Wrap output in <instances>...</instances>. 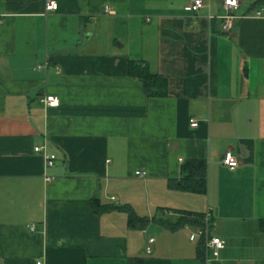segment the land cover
Here are the masks:
<instances>
[{"label":"crops","instance_id":"crops-1","mask_svg":"<svg viewBox=\"0 0 264 264\" xmlns=\"http://www.w3.org/2000/svg\"><path fill=\"white\" fill-rule=\"evenodd\" d=\"M49 1L0 0V264H264V0L227 33L223 0ZM142 61L166 95L130 74ZM190 160L204 193L171 185Z\"/></svg>","mask_w":264,"mask_h":264},{"label":"trees","instance_id":"trees-1","mask_svg":"<svg viewBox=\"0 0 264 264\" xmlns=\"http://www.w3.org/2000/svg\"><path fill=\"white\" fill-rule=\"evenodd\" d=\"M129 71L131 75L137 76L144 85L145 92L149 96H164L167 93V80L164 76L152 71L148 63L142 61L140 63L131 62ZM184 176L178 181H171V185L175 188H186L196 192L204 193L207 187V164L205 161L190 160L183 166ZM91 208L97 214L105 211H111L118 208H123L128 214V223L132 228L145 229L150 219L149 217L139 216L130 207H114L109 204H101L98 199H93L90 202ZM193 214V213H189ZM193 216H200L196 214ZM262 230L264 231V220L260 223ZM130 264H144V260L137 258L131 260Z\"/></svg>","mask_w":264,"mask_h":264},{"label":"built area","instance_id":"built-area-1","mask_svg":"<svg viewBox=\"0 0 264 264\" xmlns=\"http://www.w3.org/2000/svg\"><path fill=\"white\" fill-rule=\"evenodd\" d=\"M242 0H223L222 1V14L218 16V19L220 20V30L224 33L230 32L234 25L236 24L237 20L240 18L238 15L240 5ZM205 6L204 0H191L186 6L185 9L192 12H197L200 8ZM58 8V3L54 0H51L46 3V9L47 10H55ZM106 10L108 12H112L109 6H106ZM257 15H260L261 13L257 11ZM57 71L59 70L58 67H56ZM43 102L48 106H58L60 101L55 96H47ZM190 125L192 127L198 126V121L195 119L190 120ZM35 151H42L43 155L46 159V165L52 166L54 164V161L56 159V155L47 154L45 151V146H38L35 147ZM222 162L229 167L230 169H235L240 165V161L238 156L233 154L231 151H228L224 154L222 158ZM137 175H145L146 172L144 171H136ZM50 180V178L48 179ZM30 229L32 231L36 230V227L34 224L31 225ZM199 234H203V231L194 232L191 235V239L194 240L196 236ZM150 242H153L154 239H150ZM208 246L213 254L214 257H217L220 253V250L225 247V241L221 239L220 237H210L208 240ZM148 251L150 252L151 249L148 248ZM37 264H42L41 262H37Z\"/></svg>","mask_w":264,"mask_h":264}]
</instances>
